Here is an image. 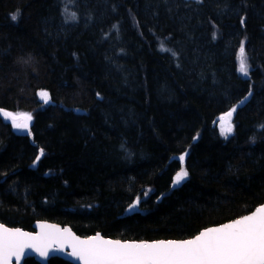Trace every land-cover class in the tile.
Instances as JSON below:
<instances>
[{
  "label": "trees",
  "instance_id": "1",
  "mask_svg": "<svg viewBox=\"0 0 264 264\" xmlns=\"http://www.w3.org/2000/svg\"><path fill=\"white\" fill-rule=\"evenodd\" d=\"M0 110L4 224L193 237L264 203V0H0Z\"/></svg>",
  "mask_w": 264,
  "mask_h": 264
},
{
  "label": "snow or ice",
  "instance_id": "2",
  "mask_svg": "<svg viewBox=\"0 0 264 264\" xmlns=\"http://www.w3.org/2000/svg\"><path fill=\"white\" fill-rule=\"evenodd\" d=\"M12 19L15 20L16 16ZM240 71L247 72L243 45L240 48ZM39 95L45 103L49 101L46 91ZM234 111L235 108L219 117L222 133L232 131L230 118ZM0 114L18 129H27L32 118L29 114L4 110H0ZM179 159L183 162L184 156ZM187 176V171L181 168L173 183L179 184ZM40 228L41 232L33 236L0 225V264H11L12 257L19 261L26 248L45 256L53 244L62 247L65 243L72 248L70 255L80 264H264V206L256 208L250 215L204 229L194 238L183 241L121 242L102 239L99 234L80 239L68 229L48 225H40Z\"/></svg>",
  "mask_w": 264,
  "mask_h": 264
},
{
  "label": "water",
  "instance_id": "3",
  "mask_svg": "<svg viewBox=\"0 0 264 264\" xmlns=\"http://www.w3.org/2000/svg\"><path fill=\"white\" fill-rule=\"evenodd\" d=\"M41 91H46V90H39L37 92V96H38V99H39L40 102L45 103L44 100L39 95V93ZM49 103H52L51 98H50V94H49V101L47 102V104H49ZM215 124H216V122L214 123V125ZM15 131H16V133H18L20 135H30V133H31L30 124L28 123V128L27 129L15 128ZM42 154H43V151H42V149H40V153H39L38 157L40 158L42 156ZM38 160L39 159L36 158V160H35V162L33 164V167L37 166ZM172 187L174 188L175 184ZM260 206H264V203H262L261 205L257 206L256 208H258ZM133 207H135V205H132L129 209L131 210ZM255 209L253 211H251L250 213H247L245 215H250L252 212L255 211ZM245 215H243V216H245ZM243 216H240V217H238L236 219H239V218H241ZM232 221L233 220H230V221L224 222L222 224L210 226V227H207V228L219 227V226H221L223 224L230 223ZM0 225H3L5 228H8L10 230L19 229L20 231L25 232V233H29V234H31L33 236H35V235H37L38 233L41 232L40 225H48V226H52V227H54L56 229H60V230L68 229L73 236H76V237H78L80 239H88L90 237H94L97 234H99V236L102 239H106V240H113V241L119 240L121 242H137V243H139V242H149V243H151V242H157V241H183V240L192 239L196 235L199 234L198 233V234L194 235L193 237L186 238V239H154V240H132V239L128 240L127 239V240H124V239H119V238L107 237V236L102 235L99 232L95 233L93 235L82 236V235L77 234L69 225H62V224H59V223H56V222H52V221H47V220H38V221H36L34 223V225H33V230H27V229H23L21 227H10V226L2 223V222H0ZM207 228H204V229H207ZM204 229H202L201 231H203ZM71 252H72V248L67 243H65L62 247L60 245H58V244H53L51 247L48 248L47 255H45V256H41L40 253L38 251H35L34 249L26 248L24 250V254L20 257L19 261H17L15 257L11 258V264H23L24 261L27 258H34L40 264H48L49 259H51L53 257H58V258L67 260V261H69L71 263H74V264H80V261H78L75 257L70 255Z\"/></svg>",
  "mask_w": 264,
  "mask_h": 264
},
{
  "label": "rangeland",
  "instance_id": "4",
  "mask_svg": "<svg viewBox=\"0 0 264 264\" xmlns=\"http://www.w3.org/2000/svg\"><path fill=\"white\" fill-rule=\"evenodd\" d=\"M67 9L71 11V8H70V7H68ZM66 16H67V19H69L71 15H70L69 13H66ZM68 26H69V25H67L66 23H63V25H62L63 29H64V28H67ZM237 60H238V71H239V73H240L242 76H247V74H248V72H249V65H248V62H247L246 55H245L246 66H247V72H246V73H242V72L240 71V51H239V53H238V58H237ZM231 110H232V109H231ZM228 112H229V111H228ZM10 113H13V114L24 113V114H29V115H30V113L25 112V111H14V112H10ZM234 114H235V111L233 112V114H232V116H231V118H230V122H231V125H232V131H231V132H224V133H222L221 123H220L219 118H218L217 121H216V127H217V129H218V132H219V134H220L223 138H225V139H228V138L231 137V136L233 135V133H234V123H233ZM1 116H2V118H3L5 121L11 123V125H12V122H11L10 119L5 118L2 114H1ZM30 116H31V115H30ZM220 117H221V116H220ZM31 121H32V118H31L30 121H28V123L30 124ZM12 127H13V125H12ZM13 128H14V127H13ZM14 129H15V128H14ZM150 193H151V189H148V190L146 191V194L144 195V197L147 198V197L149 196ZM140 201H141V198L138 199V202H140ZM138 202H137V203H138Z\"/></svg>",
  "mask_w": 264,
  "mask_h": 264
},
{
  "label": "flooded vegetation",
  "instance_id": "5",
  "mask_svg": "<svg viewBox=\"0 0 264 264\" xmlns=\"http://www.w3.org/2000/svg\"><path fill=\"white\" fill-rule=\"evenodd\" d=\"M243 216V215H242ZM234 220V219H233ZM1 222V221H0ZM3 223V222H2ZM222 224V223H221ZM219 225V224H218ZM214 226V225H213ZM10 227H16V226H10ZM210 227V226H209ZM50 260V259H49Z\"/></svg>",
  "mask_w": 264,
  "mask_h": 264
},
{
  "label": "bare ground",
  "instance_id": "6",
  "mask_svg": "<svg viewBox=\"0 0 264 264\" xmlns=\"http://www.w3.org/2000/svg\"><path fill=\"white\" fill-rule=\"evenodd\" d=\"M189 1H194V0H189Z\"/></svg>",
  "mask_w": 264,
  "mask_h": 264
}]
</instances>
